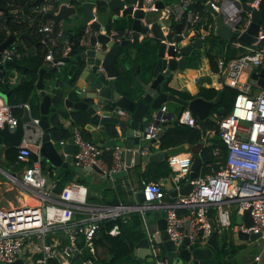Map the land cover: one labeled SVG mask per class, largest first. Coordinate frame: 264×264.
Masks as SVG:
<instances>
[{"label": "built area", "instance_id": "obj_1", "mask_svg": "<svg viewBox=\"0 0 264 264\" xmlns=\"http://www.w3.org/2000/svg\"><path fill=\"white\" fill-rule=\"evenodd\" d=\"M156 1L143 0V9H158ZM191 1L165 2L160 8L158 22L164 33L173 32L174 23L181 22L182 40H186L184 43L201 38L204 50L208 47L206 36L208 33L214 34L215 16L204 2L203 11H207V14L191 9L188 7ZM209 1L222 13L224 22L231 30L241 33L249 26L250 13L242 8L240 0ZM258 1L247 0L251 6H257ZM63 3L73 5L72 0H44L30 7L28 14L32 17L29 22L35 20V29L40 34V47L37 48L34 44L29 46L15 34L16 38L0 52V63L5 59H21L43 51L44 60L50 66L58 68L62 65L65 62L63 57L72 46L70 31L63 26V19L55 20L46 16V13H56ZM9 10L13 13L20 11L18 7H11ZM93 10L95 11V7ZM121 10L120 8L110 21L118 17ZM243 10L247 13L245 17L241 16ZM5 11L6 8H0V16ZM43 15L45 19L41 17ZM93 21L100 24L97 31L90 30L89 25ZM87 26V38L84 34L80 45L89 43L99 31L108 33L117 42L132 34L128 27L122 33L114 27L108 28L106 22L97 16L90 19ZM228 39L233 40L231 45L237 49V54L229 59L219 55L216 59L217 68L212 72L219 75V85L233 87L237 93L229 111L222 113L219 109L208 114L217 125L226 150L223 152L220 146H214L211 151L219 158L216 160L218 167L213 172L194 178L189 177L193 157L191 152L168 155L166 160L171 168L172 189L178 191L187 181L192 183V188L186 194L177 192L167 203H161L166 191L159 180L142 182L140 188L144 200L141 203L136 199L133 203L120 201L118 204L88 202L87 185L76 180L66 182L60 191H54L52 186L47 189L46 186L51 181L49 173H53L43 167L44 157L39 151L42 136L39 117L33 116L30 121L24 122V132L16 153L17 160L24 161V167L20 174H10L9 180L19 186L27 199L0 206V264L15 262L18 258L22 262L17 264H97L99 253L95 237L100 222L118 217L126 221L135 211L143 217V208L151 205L150 203L166 206V231L178 254L182 247L187 248L183 241L185 236L195 245L206 243L212 231L207 215L209 207L215 208L213 219L216 229H227L231 224L230 204H235L241 219L237 229L248 233L258 232L260 241L264 244V87L257 81H250L253 72L260 74L264 70V29L261 25L256 40L251 44H245L239 38ZM58 49L61 56L55 58ZM225 51L226 43L223 47V52ZM179 56L180 54L176 55L177 58ZM0 71H3L2 67ZM96 72L105 75L101 65L96 67ZM8 75V82L13 84L17 76L10 73ZM23 107L29 109L30 106L24 102ZM160 110L166 112V105L162 104ZM153 117H156L155 111ZM18 118L13 113L12 106L0 96V129L7 127L9 131H14ZM177 118L181 123L198 125L194 112L188 106L179 112ZM165 119L159 116L157 125L150 123L145 137H155ZM205 132L211 135L215 133V129H204ZM70 137L75 144L72 160L74 165L82 168L95 165L105 176L127 168L120 157L123 149L121 144L115 142L112 145H101L87 139L82 126L78 124L72 126ZM65 140H60L59 143H65ZM105 150H110L112 155L113 162L110 166L102 157ZM138 189L133 191L134 197ZM246 218H250L251 222L247 223ZM108 232L112 235L120 233L119 223H114ZM148 241L152 263L164 264L165 258L162 257L165 251L153 234H149ZM255 259L259 260L260 254L255 255Z\"/></svg>", "mask_w": 264, "mask_h": 264}, {"label": "water", "instance_id": "obj_2", "mask_svg": "<svg viewBox=\"0 0 264 264\" xmlns=\"http://www.w3.org/2000/svg\"><path fill=\"white\" fill-rule=\"evenodd\" d=\"M40 1L44 0H34L36 4ZM199 2H204L207 9L215 16L216 26L214 34L216 36L225 39L239 38L245 44H251L256 40V35L264 16V0H259L257 6H251L247 0H240L242 8L249 12L251 17L249 26L241 33L231 30L224 22L222 13L218 12L209 0H193L188 4V7ZM142 3L143 0H75L73 5L61 4L56 13L47 12L46 16L55 20L69 18L71 15L79 12L81 18L78 21V25H83L87 24L90 19L98 17V13H111V19L121 8V14L118 17H127L129 23L124 28L128 27L132 30L130 37H123L118 42L111 39L108 33L99 31L93 35L89 43L81 45V49L72 45L63 59L68 61L72 58L79 63V66L76 64V67L78 66L80 70H78V74L73 78L74 82H64L62 79L57 78L55 86L62 83V92L64 93V85H66L65 92L67 96L65 98L62 97L64 105L72 108L71 110L84 109L87 111L89 120L86 126L88 128L105 130L108 125L115 128L116 136L110 140V144H114L116 138L121 140L123 149L120 157L127 167L146 163L147 161L166 159L170 154L192 149L195 154L192 157L189 177L194 178L199 175L198 170L202 163V158L196 154L201 147V143L196 146L182 143L167 149L143 152V148L147 147L150 143H157L165 127L162 126L153 138H146L145 135L149 131L150 123L154 125L158 124L159 116L166 119L172 118L171 112H162L160 110L161 105L165 101H175L181 105L188 106L201 120L208 116L213 103L220 101L223 90L219 89L217 95L212 100L200 96L184 99L164 90L163 83L166 77L177 69L183 70L187 56L192 53L196 54L198 51H203L204 44L201 38L194 39L191 42H182L181 22L174 23L173 32L167 31L164 33L158 22V17L160 15V8L164 5L165 0L156 1L158 9L144 10ZM101 6L105 8L100 9ZM94 7L95 11L93 10ZM119 33H122V31ZM69 35L71 38V32ZM14 38H16V35L9 33L6 39L0 43V52ZM144 40H149L154 44L155 63L151 71L147 72L148 74L142 75L140 73V64H137L135 67L132 62V54L135 50L137 52V48H134V45ZM177 54H180L178 58L176 57ZM5 64L13 65L17 68L21 67V64L13 59H5L0 63V67L3 68ZM98 65L103 67L104 76L96 72ZM133 66L137 72L134 82L133 80L126 79L120 83L118 81L120 74L125 70L133 69ZM57 69L55 65L50 66L48 69L41 67L35 83V87L40 90L39 125L42 128V136L39 151L47 162L46 166L67 168L69 162L73 160L75 144L72 137H69L61 147L66 155L64 157L61 155L58 140L52 136L49 130V115L53 112L51 109L52 90L47 92L44 83V73L47 70L55 73ZM23 77L24 72L21 75V78ZM250 81H257L264 87V70H261L260 74L253 72ZM0 96L6 99L7 93H4L0 89ZM60 105L54 111L56 115L59 114ZM154 111L156 112L155 118L153 117ZM32 117V113L23 107V112L18 118L14 131H9L7 127L0 129L2 138L0 150H3L5 147H16L20 144L24 132L23 123L30 121ZM84 168L101 173V169L95 165L85 166ZM75 169L80 171L81 167L76 166ZM63 172L62 169L61 174ZM9 174L14 175V173ZM126 174L127 169L123 168L112 172L109 177L116 179L124 177ZM58 182L59 179H52L46 188L49 189L52 184H57ZM172 186V173H169L165 183L166 194L161 199V203L169 202L177 192L182 194L188 193L192 188V183L187 181L178 191L172 189ZM90 192L92 191L90 190ZM135 199L139 203L144 200L140 187L136 192ZM109 202L118 204L120 200L117 196H113ZM150 204L143 208L142 221L144 234L134 243L132 251L133 255L143 259L145 262L152 263L148 241L149 234H153L154 238L165 251L162 257L165 258L164 264H242L240 262L241 259L247 257L245 253H234L230 256V252L225 251V243H223L213 219L212 207H209L207 215L209 216L212 231L206 243L204 245H195L190 243L187 236H185L183 241L184 244H187L189 255L187 259L182 258L174 250V243L169 239L166 231V206L155 205L154 203ZM186 227L187 225L185 224V233ZM237 235L240 239L249 240L254 244L260 241L258 232L248 233L238 230ZM21 262V258H18L15 262L7 264ZM97 264L101 263L97 261Z\"/></svg>", "mask_w": 264, "mask_h": 264}, {"label": "trees", "instance_id": "obj_3", "mask_svg": "<svg viewBox=\"0 0 264 264\" xmlns=\"http://www.w3.org/2000/svg\"><path fill=\"white\" fill-rule=\"evenodd\" d=\"M166 2L172 0H165ZM75 2V0H73ZM11 3V5H8ZM36 5L34 0L26 1V0H0V8L7 9L1 16H0V42H2L9 33L16 34L20 37L24 42H26L29 46L36 45L37 48L40 47L39 39L40 34L35 29V20H31L29 22L31 15L28 14L29 8ZM14 7H18L20 9L19 12L13 13L9 9ZM205 5L202 2L196 3L191 6V9L203 11ZM104 6H101L100 9H104ZM203 14H207L208 12H202ZM246 12L243 10L241 11V16L245 17ZM40 17V16H39ZM45 19L44 15L41 16ZM120 18V17H118ZM79 21V20H78ZM78 21L72 25L71 27L67 28L71 32L70 42L76 48L81 49L80 39L85 34V28L87 24L78 25ZM126 25L122 23H117L116 20L110 21L107 20L106 26L108 28L114 27L119 32L124 29ZM261 25L264 29V16L262 17ZM99 22L93 21L90 23L89 27L91 31H97L99 29ZM232 39H225L222 37H217L215 34L208 33L206 36V42L208 47H206L205 55L208 58L209 65L212 71L216 70V59L219 55H223L225 59H229L231 57L236 56L237 49L233 47ZM226 43V51L223 52V47ZM60 49V47H59ZM57 50L55 53V58L61 56L60 50ZM198 53V52H197ZM137 61L141 62L142 69L140 73L143 71V75L145 73L151 71L154 63H155V54H154V44L151 43L149 40H144L141 43L137 44V53H136ZM17 62L21 64V68L24 72V77L20 79L16 84L9 83L7 80L6 75L8 74L7 71H0V89L7 93V102L12 106L13 113L16 116L21 115V110L23 108V103L28 102L31 113L35 117H39V100L40 94L36 92L35 88V80L38 77V71L41 67H46L47 69L50 67L49 62L44 60V52L37 51L34 55H29L27 57L17 59ZM79 63L74 61L72 58L68 61H65L62 65H60L55 73L50 71H46L44 73V77L46 78H53L54 75H58L60 79L64 82H74L75 75L78 74V70L80 68ZM133 69H128L122 72L118 78V81L122 83L123 81L133 80L137 74V72ZM148 74V73H147ZM170 76L166 77L165 79V86L167 81L169 80ZM200 81V80H199ZM219 87H207L202 84L199 85L198 93L203 95L207 99H212L216 92L219 89L223 90L221 99L219 102H214L213 106L211 107L210 112L215 110H221L222 113H226L229 111L233 105V101L237 90L233 87L228 85H218ZM52 113L49 115L50 125L49 130L50 133L54 138L57 140L68 138L71 135V128L64 125V123L58 118V115L54 113L57 110L58 106L62 102L63 92H62V84L54 87L52 89ZM179 95L185 99L191 98L192 95L190 93H179ZM185 107V105H179V112ZM70 115L72 117V124H78L81 126L85 125L84 128V136L88 138V129L86 124L89 120V114L84 109H73L70 111ZM198 125H189L185 123L179 122L178 118H176L171 125H168L161 134L159 138V147L161 149H167L171 146L188 143L189 145H194L198 143L201 138L203 137V129L214 128L215 135L214 138L208 145H205L201 152L200 156L202 158V163L199 167L200 175H204L206 172L211 171V168L214 167L215 169L218 167V163L216 162L217 157L212 154V148L216 145L220 146L222 151L226 150L225 144L219 137L217 125L214 121L209 117H205L204 119H198L197 116L194 114ZM89 130H93V128H89ZM97 130V129H96ZM106 131L111 137L116 135V130L113 126L108 125ZM1 139V134H0ZM92 140V139H90ZM93 141V140H92ZM95 142V141H94ZM97 143V142H96ZM103 144V143H101ZM17 147H10L6 150L7 158L10 160L16 159ZM224 154V153H223ZM103 159L105 160L106 164L110 166L113 162L112 155L110 150H105L102 154ZM44 167V165H43ZM44 169H46L44 167ZM70 169L64 171V175L60 177L59 182L53 188L54 191H60L62 186L69 180H77L79 182H83L81 178L73 179L71 178ZM144 173V174H143ZM142 173V175H151L153 179L157 180L159 177L168 176L171 173V168L168 165L166 159L162 160H155L151 161L148 165L146 170ZM57 177V176H56ZM145 180H149V178H145ZM142 185V184H141ZM140 185V186H141ZM247 223H250V218H246L245 220ZM118 222L120 225V233L112 235L108 232L110 227ZM144 234L143 232V221L142 217L139 212H132L130 217L126 221H122L120 217L115 219H104L100 222V227L97 231V235L95 237V243L103 248L105 255L98 258V261L101 264H153L145 262L142 259L136 258L132 251L134 243ZM180 255L182 258L187 259L189 252L186 247H182L180 250Z\"/></svg>", "mask_w": 264, "mask_h": 264}, {"label": "crops", "instance_id": "obj_4", "mask_svg": "<svg viewBox=\"0 0 264 264\" xmlns=\"http://www.w3.org/2000/svg\"><path fill=\"white\" fill-rule=\"evenodd\" d=\"M105 22H107V21L105 20ZM87 28H88V26L85 29H87ZM86 35L87 34L84 35L85 38H87ZM185 41L186 40H182V42H185ZM134 48H137V45H134ZM136 53H137L136 50L133 51L132 62H133L135 67L137 64H140V67H141V62L137 61V59H136ZM196 63H198V64H196ZM14 69H15V72L12 74H14L17 77H16V80L13 84H16L20 79H22L21 75L23 74V69L21 67H19V68L15 67ZM141 69H142V67L140 68V70ZM8 72H9V70H8ZM142 73H143V71H142ZM54 76L55 77H53V78L52 77L46 78L44 81L45 90L47 92H50L54 87H57V86H55V80L59 77L56 74ZM169 76H170V78L167 81L166 86L163 83V88H164V90L172 92L179 97H181L179 95V93L187 92V93H190L192 95L191 98L196 97V96H200V97L207 99L206 97H204L203 95H200L198 93L199 85L202 84V85L207 86V87H210V86L219 87L218 81H219L220 77L218 74H215L212 72L211 67L209 65L208 58L205 55V50L198 51V53H196V54L192 53V54L188 55L184 69L183 70L177 69V70L173 71V73ZM197 76H200V78L197 79ZM36 81H37V79L35 80V83H36ZM60 84H62V83H59V85ZM64 86L65 87H64L63 97L65 98L67 96V93L65 92L66 85H64ZM36 92L39 94L40 90L38 88H36ZM217 92H216L215 96L217 95ZM191 98H188V99H191ZM212 99H208V100H212ZM163 104H165L167 107L166 111L171 112V116L173 115L172 118H169V119L167 118L161 122V125L166 128L168 125H171L173 123L172 121H174L176 119V115L179 114V105H181V104L178 102H175V101H165ZM71 109L72 108H69L68 106L64 105V103L62 102L60 107H59L58 118L64 123V125H66L72 129V126L77 125V124H72V117L70 115ZM28 110L31 112L30 107ZM22 112H23V108L21 110V114H22ZM82 128H83V134H84L85 125L82 126ZM87 129H88V134H87L88 138L87 139H92L93 141L97 142L98 144L103 143V145H112V144H110V140L113 139V137H111V135H109L106 131L101 130V129L96 130V128H93V130L90 131L88 127H87ZM209 129H214V128H209ZM214 135L215 134L207 135L206 132L205 133L203 132V137L201 138V140L198 143L194 144L196 146V145L201 143V147L196 154H198L200 156V152H201L202 148L211 142V140L214 138L213 137ZM68 138H64V139L67 140ZM64 139H60V140H64ZM60 140H58L59 150H60L61 155L64 157L66 154H65V152H63V150L61 148L64 143H59ZM1 142H2V138L0 139V144H1ZM116 142L122 145V142L120 139L116 138ZM194 145H190V146H194ZM7 148H10V147H5L3 150H0V206H7L10 204H16V203H18V200L24 202L27 199V196L25 195L24 192H22L20 190L19 186L14 184L13 182H11L9 180V175H10L9 173L20 174V172L22 171V169L24 167V161L17 160V158L13 159V160H10L9 158H7V155H6ZM159 149H161L159 147V140L157 141L156 144L150 143L147 147L143 148V150H148L149 152H153V151H156ZM185 151L191 152L192 155L195 154L192 151V149H186ZM43 160H44L43 161L44 167L47 170H49V172L53 173V175H51L49 173V177H50L49 180H52V179H59L60 180V177L64 175V172L61 174L62 169H63V171L70 169V171L72 172V173H70V175H71V178H73V179H76V177L81 178L83 181L81 183H84L88 187L87 199H88V197L90 198L92 196H96L101 201L109 202V200L113 196H117L121 202H124V203H131L132 202L133 203V201H135V197L133 196V191H135L137 188L141 187L140 185L145 180V178H149V180H155V179L151 178L152 177L151 175H148V176L142 175V173L146 170L147 165L150 163L148 161L146 163H140L139 165H131V166L127 167L126 168L127 174L124 177L111 179V177L105 176L102 173H99L95 170L89 171V170L81 167V170L77 171L75 169L76 165H74L72 161L69 162L67 168H62V167L46 166L47 162L45 161V159H43ZM214 170H215V168L212 167L211 171H209V172H213ZM209 172H206V173H209ZM198 174L200 175L199 170H198ZM83 178H89L90 182L93 183L94 185L92 186L91 184L84 182ZM167 178H168V176L159 177L157 179V180H159V182L162 183L164 189H165V183L167 181ZM149 180H145V181H149ZM55 185L56 184H52V188H54ZM90 190L92 192H90ZM165 191H166V189H165ZM98 199L92 200V202H97V201L101 202ZM229 210H230V220H231L230 226L225 231L224 230L218 231L221 235L220 237H222L221 239L223 240V243H225V245L227 246L228 251H230L232 253L236 252L238 254H241V253H244V251L242 252L238 249L241 248L242 246H246V245H254L255 246V245L259 244L260 249L257 252L255 251L253 253H250L249 256L246 254L247 257L245 259H241L240 262L242 264H247V263L264 264V244L261 241L254 244L249 240L240 239L237 235V232H238L237 225L241 221V219H240L239 214L236 210L235 204H230ZM212 211H213V216H214V213H215L214 207H212ZM135 212H137V211H135ZM102 250H103V248L98 246V253H99L100 257L105 255L104 251H103L104 254H101ZM257 254H260L259 260L255 259V255H257ZM135 257L138 258L137 256H135ZM138 259H141V258H138Z\"/></svg>", "mask_w": 264, "mask_h": 264}, {"label": "rangeland", "instance_id": "obj_5", "mask_svg": "<svg viewBox=\"0 0 264 264\" xmlns=\"http://www.w3.org/2000/svg\"><path fill=\"white\" fill-rule=\"evenodd\" d=\"M173 1V0H172ZM166 2V1H165ZM170 2V1H169ZM168 3V2H167ZM98 17L101 19V20H108V19H110V17H111V13H98ZM81 18V14L79 13V12H77V13H75V14H73V15H71L69 18H66V19H63V26L64 27H66V28H69V27H71L72 25H74L79 19ZM115 20H116V22L117 23H122L123 25H126V24H128L129 22H128V18L127 17H121V18H118V17H116L115 18ZM12 34V33H11ZM218 37V36H217ZM196 64H198V63H196ZM9 72L12 74V73H14L15 72V69H14V67H9ZM170 103V102H169ZM83 180H84V182H86V183H88V184H91L92 186L94 185L93 183H91L90 182V180H89V178H83ZM98 199V197H96V196H92V197H88V202H92V200H97ZM98 200H100V199H98ZM101 201V200H100ZM97 202H99V201H97ZM101 202H104V201H101ZM226 230V229H225ZM224 230V231H225ZM260 249V245L258 244V245H246V246H242L241 248H239L238 250H240V251H244V253L245 254H247L248 256L250 255V253H253V252H257L258 250ZM102 252H103V250H102ZM101 252V254H104V252L102 253Z\"/></svg>", "mask_w": 264, "mask_h": 264}, {"label": "flooded vegetation", "instance_id": "obj_6", "mask_svg": "<svg viewBox=\"0 0 264 264\" xmlns=\"http://www.w3.org/2000/svg\"><path fill=\"white\" fill-rule=\"evenodd\" d=\"M5 39H6V38H5ZM5 39H4V40H5ZM11 42H12V41H11ZM11 42H10V43H11ZM0 43H1V42H0ZM10 43H9V44H10ZM9 44H8V45H9ZM13 60H14V59H13ZM15 61H17V59H16ZM9 67H14V66H13V65H9V64H5V66L3 67V71H5V70H6V71H7V73H9V72H8V70H9ZM14 68H15V67H14ZM228 248H229V247H228ZM225 249H226L225 251H228V249H227V246H226V245H225ZM229 252H230V251H229ZM235 253H236V252H235ZM233 254H234V253L230 252V256H231V255H233Z\"/></svg>", "mask_w": 264, "mask_h": 264}]
</instances>
